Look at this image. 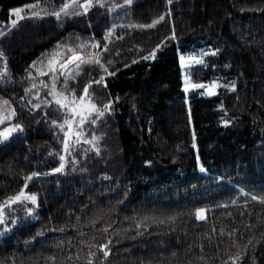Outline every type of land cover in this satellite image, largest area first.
<instances>
[{"label": "trees", "instance_id": "obj_1", "mask_svg": "<svg viewBox=\"0 0 264 264\" xmlns=\"http://www.w3.org/2000/svg\"><path fill=\"white\" fill-rule=\"evenodd\" d=\"M30 2L0 0V20ZM161 14L165 20L154 28L126 27L150 23ZM112 24L118 27L102 58L112 61L109 70L115 75L106 77L107 88L94 84L90 91L98 93V102L114 100L113 111L84 128L86 138L92 132L102 136L101 152L97 155L82 141L72 153L79 162L69 157L64 173H50L59 157L49 153L61 149L64 133L49 120L63 116L55 105L47 108V119L40 109L29 112L27 100L36 98L24 90L35 82L33 91L44 96L48 90L39 80L50 82L30 65L42 54L46 58L58 41L95 53L99 49L87 42L108 43L104 36ZM161 41L155 59H142ZM210 48L219 52L205 56L204 64L188 59ZM0 50L8 69L0 80V97L16 107L14 122L25 125L23 133L0 142V202L18 192L28 174L47 173L28 183V191L38 193L40 206L31 205L35 218H25L20 204L6 209L21 224L0 235V264H88L89 249L96 252L107 235L113 243L106 264H223L236 251L233 239L243 247L248 238L255 249L249 246L243 264H252L253 254L255 264H264V203L245 195H264V0H173L170 5L167 0H133L117 12L96 6L87 16L62 22L53 16L26 18L0 37ZM84 69L78 77L81 90L100 75L98 66ZM186 75L193 82L218 80L221 87L212 96L202 95L203 89L186 91ZM233 82L235 90L223 87ZM222 118L232 123L224 125ZM201 164L207 171H201ZM199 208L207 209L205 220L197 218ZM153 218L164 222L153 223ZM137 221L149 227L137 228ZM108 224V233L98 231ZM222 228L238 231L229 238L220 235ZM39 230L42 236L36 235ZM101 257H95V264H101Z\"/></svg>", "mask_w": 264, "mask_h": 264}, {"label": "snow or ice", "instance_id": "obj_2", "mask_svg": "<svg viewBox=\"0 0 264 264\" xmlns=\"http://www.w3.org/2000/svg\"><path fill=\"white\" fill-rule=\"evenodd\" d=\"M168 4H172L173 0H167ZM133 4V0H123V5L117 4L115 2L109 4L107 0H65L58 9L54 11H48L47 7L42 6V0H33L32 3L24 4L19 7H14L10 9V13L15 16L14 19H10L11 27L8 31H11V28H14L20 20L23 19H43L44 17L53 16L57 21H63L65 19H74L78 16H87L88 13L96 6L107 9L109 12L114 11L116 8H120L122 6H130ZM169 14L171 9L168 10ZM165 20V14H161L158 17L152 19L150 23H136V24H128L126 27L128 28H138V29H150L156 27L159 23ZM62 26V24H61ZM118 26L116 24H112L111 27L105 33L104 39L108 41L106 44H101L100 41L91 39L87 42L88 45L99 49V51L93 53L92 55H85L83 52L76 50L71 45L67 43L57 42L56 48L52 50V52L45 58L42 54V58H39L38 61H33L30 65V68L35 69L38 76H49L50 82L46 80H39V84L43 89H47V93L44 96H41L39 90L33 91L37 89V83L33 82L29 88H26L24 91L26 94H31L36 98V102L32 100H27V95L25 97H20L21 102L27 100V103L30 105L29 112H34L37 109L42 110L43 117L45 119L48 118L47 108L55 105L57 111H59L63 118L61 120L51 119L49 123L56 127L58 131L64 133V136L61 140V149L58 151L53 148L49 155H57L59 157L58 164L56 167L50 169V173H64L66 170V165L69 162V157H71L72 161L76 163L79 162L76 155H73V150L76 146L81 145V142L87 143L91 146L89 150H94L97 155L100 154L101 148L99 147V141L102 139V136L97 135L95 132L90 134V138H86V133L84 132V128L87 125H95L97 124L101 118L106 116V113H111L113 111L114 100H107V102H98L99 96L95 90L90 91L92 86L102 85L104 88H107V76L115 75V72L109 70V64L112 61H108L107 63L103 60V53L109 51V44L112 43V37L115 35V29ZM119 27H125V25H120ZM6 32L3 29H0V37L5 36ZM171 38H176L175 28L173 26V30L171 32ZM116 39H123L122 36L116 37ZM168 37H165V41ZM164 41H161V44H157L155 48H153L147 55L143 56L142 59L152 60L156 57V51L161 47ZM87 45L84 42H81L79 45L80 49H84ZM138 48L140 46H137ZM65 49H69L66 53ZM219 52L218 48H210L208 52L204 51V49L200 50L199 56H191L188 57L192 61V64H204V57L208 55H216ZM119 53H117L118 55ZM0 57H4L5 63L3 71L0 72V80H3L7 74V58L2 50H0ZM66 57V58H65ZM185 56H180V62L183 66L185 64ZM85 65H94L98 66L100 69V75L98 78H94L89 81L88 84L80 89V85L78 83V77L85 71ZM127 67V65H125ZM118 71V69H117ZM33 76V72H28V77L31 78ZM185 84L184 88L186 91L190 89H203L201 92L202 95H216L218 89L221 87L218 80H212L211 82H193L192 77L190 75H186L184 77ZM72 82H76L75 86H73ZM57 84L60 87H57ZM223 87L228 88L230 90H235L236 84L233 82L232 84H225ZM79 93V94H78ZM116 100L119 97L115 98ZM220 108H224V105L221 104ZM226 111V109H225ZM18 117V113L16 111V107L12 106V103L9 99L0 97V125H6L0 128V142L8 140L13 136L14 133H23L25 131V125L23 122H14V118ZM7 122V123H6ZM222 123L224 125H229L232 123L231 120L223 119ZM195 130L193 129V143L195 146ZM85 158L87 156V152H84ZM199 160V156H197ZM147 163H151L148 161ZM201 171H207L204 168L203 164L200 165ZM41 175H47V173L33 172L24 177V184L20 188L18 192L14 195H10L6 198L5 202H0V235L5 234L6 232L12 231L15 226L21 224V220L19 217L11 216L9 217L6 209L12 207L13 205L20 204L24 208L25 218L33 217L35 218L36 213L34 205L38 208L39 198L38 193L28 191V183L34 177H38ZM245 195H251L252 200L259 201L264 203V195H253L251 193H245ZM231 203L235 204L236 201L232 200ZM245 206H247L248 201H245ZM227 207V205H224ZM15 210V209H14ZM206 208H199L196 210V216L199 220L206 219ZM230 215V214H229ZM243 215V213H242ZM125 219H128L125 217ZM149 217L145 216L143 220H148ZM168 220L174 221L176 219L175 216L167 217ZM77 220H80V217L77 216ZM98 221L93 219L91 221L92 226L95 227ZM153 223H163L164 221H157L153 218ZM75 227V225H73ZM112 225L108 224L104 226L102 229H98V231H103L108 233V229L111 228ZM136 227H143L147 229L149 227L148 224L143 223L142 221H137ZM246 227H250L247 225ZM60 231H64L65 229L62 227L59 229ZM119 230H114L113 234L118 232ZM213 232L216 231L215 226L212 229ZM238 231L237 229H233L232 231L225 232L222 228L220 229V235H227L229 238H234L235 233ZM137 235H143V232L137 231ZM37 236H42L43 231L39 230L36 233ZM35 239V237H32ZM95 239V238H93ZM211 239V234H209V240ZM70 243V241H69ZM83 243V241H82ZM113 243L112 235H107L105 237V242L96 245L97 251L93 252L91 249L88 251V264H95V257L102 253L101 264H106L107 258L110 256L112 252V248L110 247ZM259 243V240H257ZM249 246L252 247L253 252L255 249V245L253 244V238H248L247 242L240 246L238 239H233L232 248L236 249L234 254H230L227 256V259L223 260V264H243L246 257H249ZM201 249H203L204 245H200ZM227 251V250H226ZM76 258H79V253L74 254ZM175 257L176 252H172L171 254ZM72 256H69L68 259H72ZM52 261L56 260L55 256L50 257ZM198 259L203 260L204 257H198ZM250 259L252 260V264H255V255H251Z\"/></svg>", "mask_w": 264, "mask_h": 264}, {"label": "rangeland", "instance_id": "obj_3", "mask_svg": "<svg viewBox=\"0 0 264 264\" xmlns=\"http://www.w3.org/2000/svg\"><path fill=\"white\" fill-rule=\"evenodd\" d=\"M64 2H65V0H42V6L47 7V10L51 12V11H54V10L58 9L59 6L62 3H64ZM30 3H32V2H30ZM116 3L117 4H120V5H123V0H117ZM26 4H28V3H26ZM20 6H22V5H20ZM16 7H19V6H16ZM123 7H125V6H122L120 8H123ZM118 9L119 8H116L114 11H112V13L113 12H117ZM14 18H15V16L13 14H11L10 11H9V18H8V20H6V21H1L0 20V29L5 30V32H6L11 27V25H10V19H14ZM59 22H62V21H59ZM68 51L69 50H67L65 52L67 53ZM92 54L93 53H86L85 55H92ZM4 63H5L4 57H0V72L3 71ZM4 126H6V125H0V128H2Z\"/></svg>", "mask_w": 264, "mask_h": 264}]
</instances>
